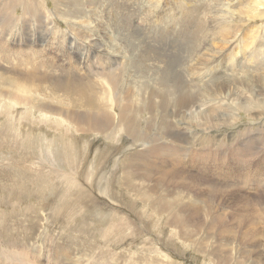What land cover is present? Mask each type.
Masks as SVG:
<instances>
[{
    "label": "rangeland",
    "instance_id": "obj_1",
    "mask_svg": "<svg viewBox=\"0 0 264 264\" xmlns=\"http://www.w3.org/2000/svg\"><path fill=\"white\" fill-rule=\"evenodd\" d=\"M35 12L9 41L17 43L22 34L36 42L40 35L33 47L48 49L44 60L74 68H43L47 79L34 78L29 105L0 98V264L35 258L131 264V257L143 255L167 256L173 264L240 259L264 264V0H39ZM16 14L21 15L20 6ZM0 59L2 94L8 91L5 77L14 81L12 89L23 80L12 75L16 62L8 50ZM92 65L96 71L111 66L114 87L101 82ZM80 83L91 100L101 103L83 106L86 97L75 90ZM128 96L136 110L125 114L146 141L117 129L115 99L121 97L125 105ZM186 97L188 110L203 102L199 106L215 111L211 129L191 120L177 125L184 114L174 100ZM163 99L168 105L161 108ZM235 102L251 104L237 109ZM38 103L72 119L63 123L59 116H47L36 109ZM97 107L114 118V128L106 135L78 130L83 127L77 117L98 114ZM162 119L175 129L159 131ZM154 137L158 140L152 143ZM257 138V150L250 148L252 166L248 157H240L237 163L244 169L229 174V165L240 169L230 157L235 144ZM158 144L174 151L155 158L149 153ZM209 184L219 185L214 198ZM163 202L171 210L162 208ZM195 207L190 225L203 224L201 231L170 223L172 215L184 218ZM161 208L159 215L155 209ZM209 215L223 223L209 227ZM177 232L196 235L190 242L186 235L170 240ZM202 240L206 248L199 247ZM14 249L20 256L10 252Z\"/></svg>",
    "mask_w": 264,
    "mask_h": 264
},
{
    "label": "bare ground",
    "instance_id": "obj_2",
    "mask_svg": "<svg viewBox=\"0 0 264 264\" xmlns=\"http://www.w3.org/2000/svg\"><path fill=\"white\" fill-rule=\"evenodd\" d=\"M39 2V0H0V58L1 56H5L6 55V50H8L11 54V56L13 57V59L15 60L16 64L12 70V75L14 76H22V80H23V84L16 88V89H12L10 88V85L12 83H14V81L11 79H8L7 77H5L7 80H4V85L8 88V91H6L5 93H0V98L3 97L2 100H8V101H12L13 104H16V105H20V106H25V105H29L30 104V99H29V95H30V92H35L32 90V83L34 81V78L38 79V80H43V79H47V77L42 74L41 70L47 66H51V65H54L56 67H59V68H64L65 70L67 71H71L70 68H74V67H65V66H61V64H57L55 65L53 62H49V61H46L44 60V56L47 55L48 53V49L46 47H41L40 49H34V45L35 43L41 39L42 36L38 35L37 37V41L35 42L34 39H28V36H25L23 37L22 34H19L18 36V42L15 43V42H12V41H9V36L13 34L14 30H18V25L19 24H23V22L25 21V19H28L27 17H32V15H37L38 13L35 12L33 13V11L36 9V4ZM57 5H58V2L57 3H54V6H55V9H57ZM21 7V15H17L16 14V9L18 7ZM46 18V17H45ZM39 20V19H38ZM50 20V19H49ZM31 22V21H30ZM33 22V21H32ZM31 22V23H32ZM42 23V22H41ZM40 24V23H39ZM49 24H51L49 22ZM41 25V24H40ZM26 26V25H25ZM46 28L48 26V22H47V25L45 24ZM43 27V26H42ZM50 27V26H49ZM52 27V26H51ZM7 28V32H6V29ZM45 28V29H46ZM29 29V28H28ZM27 29V30H28ZM36 29H40V31L42 32L43 29L40 28V27H37ZM52 29V28H51ZM50 30V29H49ZM23 31V30H22ZM30 31V29H29ZM46 31V30H45ZM51 31V30H50ZM25 32V31H24ZM54 32V30H53ZM38 34V32H37ZM52 34V33H51ZM54 35V34H52ZM73 44H74V41H72ZM43 43V42H42ZM91 43V42H90ZM97 43V42H96ZM24 45V46H22ZM32 45V46H31ZM34 46V47H33ZM92 46H94V43H92ZM70 48L71 50L74 48L72 46V43L70 45ZM6 49V50H5ZM76 53V52H75ZM79 54V53H78ZM85 55V54H84ZM93 55V54H92ZM54 58V57H53ZM81 59L82 58V55L80 57ZM89 57L87 56L84 61H88ZM55 59V58H54ZM65 61H68L69 58H68V55H66V57L64 58ZM1 60V59H0ZM56 62V61H55ZM57 63V62H56ZM105 68V67H104ZM102 68V70H98L96 71L95 68H93V65L91 66V70L94 71V73L97 74V72H100L98 73V75L101 76V82L103 83H109L112 87H114V72L111 71V66L110 67H107L104 69ZM105 70H108V71H105ZM119 70V69H118ZM78 73V72H77ZM77 76V75H76ZM99 79V80H100ZM118 83V82H117ZM82 88L78 89L77 88V85H76V88L75 90H78L80 92H83V93H80V96L81 98H83V95H85V101L86 103L82 104L83 106H87L89 108H93L94 106L96 107V105L98 104V102H100L99 100H91V97L87 95V92L85 91V88L83 89V84L80 83ZM72 85V84H71ZM68 86V85H67ZM111 87V89H109V91L111 93H114V91L116 92V89H113ZM59 87L56 88V85L55 87H53V89H58ZM71 88V87H70ZM69 88V89H70ZM73 88V87H72ZM71 88V89H72ZM91 89V88H90ZM62 90V88H61ZM65 90V89H63ZM67 90V89H66ZM93 92H94V89H91ZM96 92H97V89H96ZM95 92V93H96ZM104 94V93H103ZM106 94H108V90H106ZM117 94V93H116ZM75 95H78V93H76ZM111 95V94H109ZM120 95V94H119ZM108 96V95H107ZM107 96H105L104 98H106ZM103 97V96H102ZM101 97V98H102ZM100 98V99H101ZM109 98V97H108ZM136 98H140L139 96H137ZM50 99H53V100H56V97H52ZM107 99V98H106ZM126 99V98H125ZM128 99H129V96L128 98L125 100L126 104L123 105L121 104L120 102L122 101L121 97H117L115 100H116V103H118V123H117V129H120L122 132L130 135L131 137H133L132 139L135 140V141H146L148 140L147 138L143 137V135H141L138 130H137V127L134 125L135 123L125 114L127 111H133V110H136L134 109V102H132L131 100H129L128 102ZM103 101V100H102ZM176 103L178 105H181L183 108V115H178V123L177 125L180 126V128L184 125H186V122H188V120H191V123L192 124H196L198 126H202V127H206V130L208 129H211L212 127V124L213 121H216V118L214 117L215 115H212L214 114V112L209 111V106L208 104H205V105H201L199 106V103L201 104H204L203 102H197L195 103V107L193 110L189 109L188 110V106L186 105L187 104V101H188V97L185 98V100H180L179 98H177L176 100ZM51 102V101H50ZM142 103L144 104H148V105H151V102H146L145 100H141ZM162 104L161 108H164L166 105H168V102L164 99L161 100ZM257 102V101H256ZM101 103V102H100ZM119 103L121 105H119ZM252 103H254L252 101ZM259 103V102H258ZM40 103L37 104L36 106V109H38L40 112H43L45 113L47 116H59L58 119H60V121H62L63 123L66 122V120H71L72 118L71 117H64L62 115L65 114V112L57 107H53L51 105V107H43V106H40L39 105ZM103 104V103H102ZM236 107L237 109H246L248 110V108L250 107L249 104H251V102H239V103H236ZM55 105V104H54ZM153 105V104H152ZM219 107V105H218ZM103 107H97L96 109V112L98 114H93V115H85L84 117H77V123H80L81 126L83 128H77L78 130L80 131H89V132H97V134H103V135H106L107 132H109V130L111 128H114V118L110 117L108 114L104 113ZM145 108V107H143ZM107 109V107H106ZM148 109V107H147ZM60 110L62 111V113H60ZM93 110V109H92ZM95 110V109H94ZM108 110V109H107ZM113 110V109H112ZM146 110V109H145ZM178 110H180L178 108ZM110 111V110H109ZM177 111V110H176ZM207 111L209 112L207 114ZM244 111V110H243ZM111 112V111H110ZM113 112V111H112ZM135 112V111H134ZM137 112V111H136ZM180 112V111H178ZM114 113V112H113ZM182 113V112H181ZM217 113V112H216ZM68 114V113H67ZM209 115V116H206V115ZM211 115V116H210ZM49 118V117H48ZM234 118V117H233ZM219 119V118H218ZM74 120V119H73ZM226 120V119H225ZM151 121H155L154 119L151 120ZM224 121V120H223ZM163 122V119L161 121V125L158 126L159 128V131H170L171 129H175L174 127L172 126H169V128L167 126H164V124L162 123ZM68 123V121H67ZM75 123V122H74ZM76 123V124H77ZM216 123V122H215ZM223 123V122H222ZM116 125V124H115ZM215 125V124H214ZM74 126V125H73ZM76 126V125H75ZM217 126V125H216ZM264 126V125H263ZM69 127H72V126H69ZM76 128V127H74ZM85 128V129H84ZM146 131H149L151 130V125L150 124H147L146 125ZM176 128H178L176 126ZM179 128V129H180ZM156 129V128H155ZM157 130V129H156ZM205 130V131H206ZM79 131V132H80ZM158 131V130H157ZM211 132V131H210ZM177 133V132H176ZM108 134V133H107ZM113 134V133H112ZM161 134V133H160ZM164 134V133H162ZM261 135V134H260ZM180 137V136H178ZM175 139V138H174ZM178 139V138H177ZM183 139V138H182ZM261 139V138H260ZM260 139H250V142L246 143V142H243V141H238L235 145L234 148L235 150L230 154V157H231V160L234 164H238L237 163V160L240 158V157H248L250 159V161L248 162V166H252V164L254 163V158H255V153L253 150H250V148H253V149H256L257 150V145L261 142ZM158 138L154 137L151 142L155 143V141H157ZM146 143V142H145ZM221 142H218V144H215L214 147H217ZM262 145V144H261ZM227 146V145H226ZM213 147V148H214ZM229 148V146H227ZM263 147V146H262ZM206 148H208L206 146ZM151 149V148H150ZM69 150V149H68ZM165 150H173V149H170L168 147H162L161 145H157L156 147H154L151 151V153L149 154H152L155 158L159 155H165ZM231 151V149H229ZM264 150V149H263ZM174 151V150H173ZM222 151V150H220ZM227 151V150H226ZM107 152V151H106ZM157 153V155H156ZM215 153V152H214ZM156 155V156H155ZM213 155V154H212ZM152 156V157H153ZM215 156V155H214ZM163 157V156H162ZM172 157V156H171ZM147 159V158H146ZM160 159V157H159ZM242 159V158H241ZM70 158L68 157L67 158V161H69ZM158 160V159H157ZM163 160V159H162ZM161 160V161H162ZM246 160V159H245ZM73 161V160H71ZM222 161V160H221ZM248 161V160H247ZM157 163V162H156ZM173 164V162H172ZM154 165V164H153ZM161 165V164H159ZM169 165V164H168ZM240 169L237 171V170H234V166L233 165H229L227 166L228 167V170H229V174L233 173V172H241L242 169H244V165H240ZM257 165V164H256ZM150 166V165H149ZM156 166V165H155ZM158 166V165H157ZM164 167V166H163ZM182 167V166H181ZM71 168V167H70ZM154 168V167H153ZM151 168V169H153ZM160 168V167H159ZM159 168H156V169H159ZM146 170H144L145 172ZM244 172V171H243ZM163 173V172H162ZM141 174V173H140ZM153 174V173H152ZM242 174V173H240ZM144 175V173H143ZM163 175V174H162ZM250 176V174L248 175ZM247 175H244L243 176V179L247 178L248 177ZM241 177V176H240ZM128 180V179H127ZM125 180V182L127 181ZM245 181V180H244ZM243 181V182H244ZM225 182V181H223ZM241 182V183H243ZM132 184V183H131ZM213 189V196L212 198H214V195L218 192V189L216 188V186H219V185H211L209 184ZM222 185V183H220V186ZM138 188H140V186H137ZM224 187V186H223ZM134 189V186L132 185V190ZM143 189V188H142ZM144 190V189H143ZM111 191V190H110ZM112 192V191H111ZM219 194V193H218ZM142 197V196H140ZM165 198V197H164ZM139 199V197H138ZM141 201V200H140ZM172 202V201H171ZM191 202V201H190ZM171 204V203H170ZM189 204V203H188ZM178 205V203H177ZM182 206V205H181ZM179 206V207H181ZM185 205H183L184 207ZM187 206V205H186ZM191 206V205H190ZM173 206H170L167 202H163L162 204V208H165V209H170L172 208ZM202 207V206H201ZM155 209L157 210L158 214L160 215V213H162L161 211L163 209ZM189 208V207H188ZM182 209V208H181ZM185 209V207H184ZM198 207L196 208H192V209H188L190 210L191 212H194L193 214L192 213H188V215H186L184 218L183 217H173V215L171 216L170 218V223L171 222H174V226H177V227H182V228H187L189 226L191 227H194V230H197V231H201V228L198 227L201 226L203 227L204 225L203 224H198L197 227L195 226V224L193 223L192 225L191 224V221L193 220V217L189 216L190 214L191 215H195L196 214V211ZM171 210V209H170ZM180 210V209H179ZM173 211V210H172ZM181 211V210H180ZM203 211V210H202ZM199 214V213H198ZM197 216V215H196ZM207 217H212V222H211V225L209 226V223L207 222V226L209 227H215V226H218L220 224L223 223V219L221 218H215L213 217L212 215H209ZM204 220V219H203ZM226 222V221H225ZM208 227V228H209ZM203 230V229H202ZM223 232L225 233L226 230L223 229ZM228 232V231H227ZM178 233V232H177ZM184 235L187 236V240H190L193 238V236L196 235V232H193L191 234L190 233H178L175 235V237H169V239L171 240V238L173 239H178V240H181L182 238L185 240L184 238ZM210 236V234H209ZM181 239H179V238ZM218 238V237H217ZM209 239V237H208ZM196 241V240H195ZM164 243V242H163ZM202 244H204L202 246ZM169 244L166 242L165 243V247L168 246ZM196 245V244H195ZM199 247H205V243H204V240H202V242L200 244H198ZM197 246V245H196ZM171 247V246H170ZM217 249V248H216ZM222 250V249H221ZM19 251V250H18ZM51 251V250H50ZM4 252V251H3ZM16 255H19L20 254L15 251V249L13 251H10ZM23 252V251H22ZM212 254H214L215 256H218V255H221V254H225L223 251H220V250H212L211 252ZM56 255V254H55ZM4 256V255H3ZM26 256V255H25ZM41 256V255H40ZM49 256V255H48ZM6 259L8 258V256H5ZM50 257V256H49ZM62 257V256H61ZM51 258V257H50ZM226 258V257H225ZM11 259H14V258H10ZM16 259V258H15ZM228 259V258H226ZM67 260V259H66ZM124 260V259H123ZM22 260L19 259L17 262H21ZM86 261V260H85ZM232 261V258L230 259V263ZM65 262V261H64ZM87 262V261H86ZM97 262V261H96ZM130 262L131 264H173L171 259H168L167 256H162V257H156V256H147V255H143L141 257H131L130 259ZM0 263H2V261H0ZM27 264H58L57 262H55L54 260L53 261H49L48 259H45V260H38L37 258H35L34 260H31V261H28L26 262ZM68 263V262H67ZM12 264V263H11ZM84 264V263H82ZM235 264H249V263H246V260L244 259H240L238 262H236Z\"/></svg>",
    "mask_w": 264,
    "mask_h": 264
}]
</instances>
